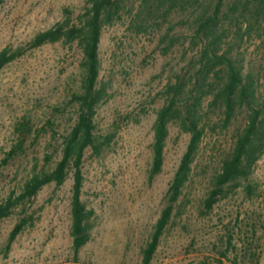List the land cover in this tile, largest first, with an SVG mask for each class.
Segmentation results:
<instances>
[{
	"label": "rangeland",
	"instance_id": "obj_1",
	"mask_svg": "<svg viewBox=\"0 0 264 264\" xmlns=\"http://www.w3.org/2000/svg\"><path fill=\"white\" fill-rule=\"evenodd\" d=\"M142 1L125 0L122 19L103 30L100 54L109 98L96 121L100 132L118 135L100 156L90 149L85 154L81 199L91 212L87 243L76 251L72 168L62 184L45 186L0 221V264H144V250L190 141L180 122L172 123L163 169L154 174L156 112L167 84L198 62L193 21L211 13L219 0H187L167 19L154 13L158 23L149 32L139 29ZM236 1H223V25L243 37L238 56L264 101V14L252 2L244 6L246 0L229 10ZM91 2L0 0V53L28 48L38 33L59 22L78 23ZM82 58L79 40L47 43L28 49L0 72V202L19 195L31 177L55 169L61 160L64 136L77 119L69 101L81 85ZM210 104V99L204 103L205 134L189 180L150 264H216L221 258L225 264H264V151L248 179L217 186L249 112L237 108L228 118L223 106ZM25 119L33 125L26 152L4 163L18 142L15 128ZM23 218L26 227L10 242Z\"/></svg>",
	"mask_w": 264,
	"mask_h": 264
},
{
	"label": "trees",
	"instance_id": "obj_2",
	"mask_svg": "<svg viewBox=\"0 0 264 264\" xmlns=\"http://www.w3.org/2000/svg\"><path fill=\"white\" fill-rule=\"evenodd\" d=\"M125 0H92L86 16L78 23L72 21L59 22L54 27L38 33L24 50L11 51L5 49L0 53V72L12 61L21 57L28 49H36L47 43L63 41L72 44L79 40L82 45V81L79 90L72 93L69 104L77 108V119L71 130L64 136L62 157L55 169L35 174L25 184L24 190L13 194L5 202H0V221L9 217L20 205L31 202L47 185L62 184L69 171L74 169V188L72 200V220L74 247L78 251L88 241L86 221L91 212L82 202L83 162L88 149L93 155L100 156L118 135V131L100 132L97 118L100 109L109 98L108 84L103 78V65L100 54L101 40L105 25L122 19ZM219 0L211 13L201 14L191 26V40L199 49V59L193 70L178 76L175 82L166 86L165 101L156 112L153 139L154 174L160 173L164 166L166 140L170 125L180 122L190 134L187 150L181 158L168 191L167 206L159 218L150 243L144 250V264H150L156 253L162 236L168 227L174 206L182 196L189 180L192 163L205 134L204 103L211 100L209 107L219 104L225 108L227 116L237 108L249 112L248 125L238 137L231 155L225 160L222 172L216 178V185L248 179L252 165L264 151V101L260 100L253 80L244 72V62L238 56V48L242 36L224 27L222 6ZM244 6L252 2L255 9L264 14V0H246ZM187 0H143L138 17H143L139 25L140 31L149 32L158 23L153 14H161L167 19L173 8L185 4ZM241 0L229 6V10L238 8ZM176 9V8H175ZM228 15V12H225ZM146 15V16H145ZM168 33L164 38H168ZM163 38V39H164ZM18 142L9 153V159L26 152L27 142L33 132L30 120L19 122L15 128ZM213 198L208 200L212 203ZM28 219L23 218L14 228L10 236L13 242L23 231ZM226 257V255H224ZM216 264H225L221 259Z\"/></svg>",
	"mask_w": 264,
	"mask_h": 264
}]
</instances>
